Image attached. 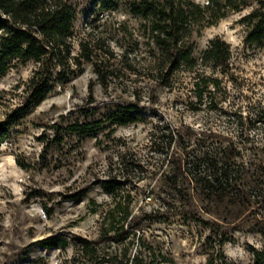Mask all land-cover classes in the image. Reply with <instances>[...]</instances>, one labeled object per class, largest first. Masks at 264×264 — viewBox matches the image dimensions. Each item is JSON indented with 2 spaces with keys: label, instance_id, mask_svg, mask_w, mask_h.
Wrapping results in <instances>:
<instances>
[{
  "label": "rangeland",
  "instance_id": "rangeland-1",
  "mask_svg": "<svg viewBox=\"0 0 264 264\" xmlns=\"http://www.w3.org/2000/svg\"><path fill=\"white\" fill-rule=\"evenodd\" d=\"M68 1L75 7L71 55L80 52L81 41L87 42L93 59L102 60L104 70L112 73L101 82L89 61L72 65L73 72L63 76L55 67L44 99L0 144V264H61L72 258L78 237L98 236L99 216L91 208L112 206L102 184L109 176L115 183L124 181L122 192L138 199L133 212L152 211L144 223L146 237L162 250L168 264H205L222 238L224 257L215 264H252L253 249L264 247V234L257 231L264 225V123L256 117L264 105V48L244 44V26L238 20L246 10L229 14L194 37L196 58L217 35L232 50L228 70L203 69L219 83L200 85L199 96L194 82L203 75L193 70H177L172 84L164 85L145 69L147 61L139 60L140 55L127 60L139 61L138 69L124 65L123 46L136 37L116 31L121 20L129 27L135 22L124 6L108 14L101 13L98 0ZM107 49L112 56H106ZM36 66L30 59L17 61L0 75V119L24 103ZM127 105L134 107L131 116L136 121L113 123L110 114L125 112ZM73 124L80 132L71 130ZM173 128L190 137L193 154L229 143L228 164L239 171L247 198L220 201L193 183L192 211L180 213L178 203L164 214L153 211L154 196L145 195L166 164L140 174L144 179L135 183L136 172L123 177L128 170L117 163L118 155L130 159L134 153L142 162L156 163L166 152L159 143L166 136L159 135ZM153 139L159 143L157 151L150 146ZM48 237L53 245L39 244Z\"/></svg>",
  "mask_w": 264,
  "mask_h": 264
},
{
  "label": "trees",
  "instance_id": "trees-1",
  "mask_svg": "<svg viewBox=\"0 0 264 264\" xmlns=\"http://www.w3.org/2000/svg\"><path fill=\"white\" fill-rule=\"evenodd\" d=\"M98 3L101 13L106 11L110 14L120 6L128 9L135 22L129 27L128 21L121 20L116 31L128 36L136 33V37L131 45L123 46V63L132 70L138 69L135 67H140L136 64L139 61L127 60L132 54L134 57L140 55L139 60L147 61L145 69L164 85L172 84L171 77L180 69L193 70L198 77L203 75L195 80V89H200V85L205 87L209 82L218 85L219 82L207 77L203 69L228 70L231 46L220 36H214L196 58L193 55L194 37L229 14L246 10L238 20L244 26V44L249 48H264V0H98ZM74 17L75 7L68 0H0V75L17 61L30 59L37 63L27 83L24 103L0 119V144L9 138L10 130L21 123V118L44 99L50 90L55 67L60 68L63 76L73 72L72 65L77 67L83 61H89L101 82L112 73V70H104L102 60L97 62L93 59L87 42L81 41L80 52L71 55ZM115 41L118 42L117 39ZM108 55H113L109 49L106 50ZM197 95H201V89ZM125 108L128 109L125 112L110 114L113 123L125 125L136 121V116H131L134 107L127 105ZM256 115L257 120L264 123V105ZM71 130L80 132L81 129L73 124ZM166 133L159 135L166 136V141H159L166 152L156 163L142 162L134 153L130 159H125L122 153L118 155L117 163L128 170L123 177L136 172L135 183L144 179L139 177L140 174L148 175L166 164L158 183L151 186L145 195L154 196L156 206L153 211L164 214L174 203H178L180 213L192 211L193 183L201 192L220 201L225 198L243 201L247 198L238 182L239 171L228 164L229 143L218 142L204 152L193 154L189 136L174 128L167 129ZM155 140L150 146L157 151L155 144L159 143ZM260 177L264 180V166ZM102 184L111 196L112 206L105 203L102 208H98L101 205L91 208L99 216L98 236L78 237L74 242L73 257L64 258L61 264H168L170 260L162 250L155 248L146 237L148 225L144 223L153 216L152 211L148 215L133 212L138 199L122 192L124 181L115 183V179L109 176ZM146 204L144 202L143 206ZM143 206L140 205L138 210L141 211ZM257 231L264 234V225L258 226ZM52 241L53 238L48 237L40 240L39 244L50 246ZM223 242V238L218 240L219 248L209 254L205 264H215L218 257H224L221 250ZM252 264H264V247L253 249Z\"/></svg>",
  "mask_w": 264,
  "mask_h": 264
}]
</instances>
